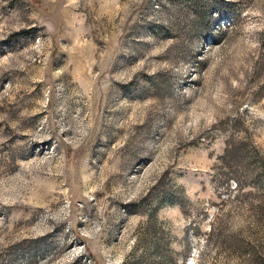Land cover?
<instances>
[{"label":"rangeland","instance_id":"374dc122","mask_svg":"<svg viewBox=\"0 0 264 264\" xmlns=\"http://www.w3.org/2000/svg\"><path fill=\"white\" fill-rule=\"evenodd\" d=\"M0 264H264V0H0Z\"/></svg>","mask_w":264,"mask_h":264},{"label":"trees","instance_id":"16d2710c","mask_svg":"<svg viewBox=\"0 0 264 264\" xmlns=\"http://www.w3.org/2000/svg\"><path fill=\"white\" fill-rule=\"evenodd\" d=\"M227 147L228 148L225 150L224 154L221 155V159L223 163L226 164L227 166H231L232 164H235V163L237 164V162L241 160L240 153H237V156H236L232 150L233 147H231L230 144Z\"/></svg>","mask_w":264,"mask_h":264}]
</instances>
